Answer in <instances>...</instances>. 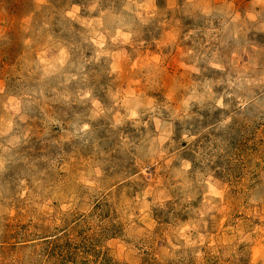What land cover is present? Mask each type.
Instances as JSON below:
<instances>
[{"label":"rangeland","instance_id":"374dc122","mask_svg":"<svg viewBox=\"0 0 264 264\" xmlns=\"http://www.w3.org/2000/svg\"><path fill=\"white\" fill-rule=\"evenodd\" d=\"M0 264H264V0H0Z\"/></svg>","mask_w":264,"mask_h":264},{"label":"clouds","instance_id":"9594fccd","mask_svg":"<svg viewBox=\"0 0 264 264\" xmlns=\"http://www.w3.org/2000/svg\"><path fill=\"white\" fill-rule=\"evenodd\" d=\"M74 11H78V9H74ZM67 15H72V13H68ZM212 67L216 68L217 70H221V71H222L220 65H213ZM208 91L210 92L211 90L209 89ZM216 104H217V107H218V108H223V107H225V105L223 104V100H222V99L217 100V101H216ZM134 116H135V113L133 112V113L130 115L129 118H134ZM224 123H228V121L225 120ZM87 128H88V126H87V125H84L82 131H86ZM185 167H187V165H185ZM216 195H219V193H216Z\"/></svg>","mask_w":264,"mask_h":264}]
</instances>
